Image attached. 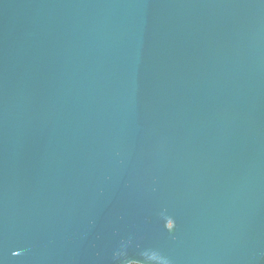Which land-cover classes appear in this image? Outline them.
Here are the masks:
<instances>
[{"label":"water","instance_id":"1","mask_svg":"<svg viewBox=\"0 0 264 264\" xmlns=\"http://www.w3.org/2000/svg\"><path fill=\"white\" fill-rule=\"evenodd\" d=\"M0 264H264V0H0Z\"/></svg>","mask_w":264,"mask_h":264}]
</instances>
